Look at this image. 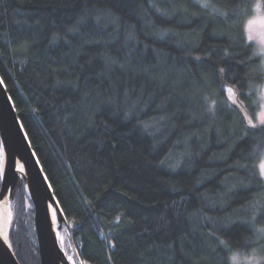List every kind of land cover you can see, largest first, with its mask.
I'll return each instance as SVG.
<instances>
[{"label": "trees", "instance_id": "obj_1", "mask_svg": "<svg viewBox=\"0 0 264 264\" xmlns=\"http://www.w3.org/2000/svg\"><path fill=\"white\" fill-rule=\"evenodd\" d=\"M254 2L0 0V77L76 264L264 254V153L241 139L244 113L224 90L258 112L264 55L245 31ZM10 205L16 259L41 264L22 184Z\"/></svg>", "mask_w": 264, "mask_h": 264}, {"label": "water", "instance_id": "obj_2", "mask_svg": "<svg viewBox=\"0 0 264 264\" xmlns=\"http://www.w3.org/2000/svg\"><path fill=\"white\" fill-rule=\"evenodd\" d=\"M9 94L5 85H0V143L5 147L8 152L7 157V174L12 175L14 169L11 167L12 154L22 153L23 158L17 156V160L25 164L28 178L23 177L22 180H17L15 185L12 183L7 184V191L0 194V202L5 198L11 196L18 186L22 184L29 196L34 210V228L37 237L38 250L40 255L41 264H54L56 259L55 253L59 252L60 255H65L61 247L57 243L52 225L50 223L49 208L46 211V204L51 203L49 196L53 195L52 191L48 190L47 183L44 180L45 174L42 171L40 163L30 145L28 138H25V131L21 128V122L15 110L12 100H9ZM17 177H22L16 171ZM5 182L0 181V188L4 187ZM11 206V205H10ZM54 208L56 205L53 204ZM58 214V212H57ZM51 225V227H50ZM9 240V234H8ZM10 249L0 240V264H20L16 259L11 243L9 240ZM67 264H70L67 261Z\"/></svg>", "mask_w": 264, "mask_h": 264}, {"label": "snow or ice", "instance_id": "obj_3", "mask_svg": "<svg viewBox=\"0 0 264 264\" xmlns=\"http://www.w3.org/2000/svg\"><path fill=\"white\" fill-rule=\"evenodd\" d=\"M236 7L239 8L240 3H237ZM247 8H248L249 12L252 11V5H248ZM255 9L256 10L264 9V2L257 3L255 5ZM255 23H259V24H261V26H264V17H261L259 20H253V19L248 20L249 26H251ZM247 39H248V41H253L254 37L252 35H249L247 37ZM259 54L264 55V39L261 40V48H260ZM196 59L199 60L200 58L197 57ZM219 71L221 73H223L224 69L221 68V69H219ZM3 84H4V79H3V77H0V85H3ZM224 90L227 92H234V89L232 87H227ZM240 95L242 97H244L245 93L240 92ZM8 99L11 100L12 98L9 97ZM232 103L235 104V101H232ZM209 110H212L211 107ZM256 120H258V123L256 122ZM241 122L245 123V131H244L243 136H241V139H244L246 137L253 139L255 141V145H254V149H253V155L254 156H260L261 153H264V111H261L258 114H255L254 116L248 115L247 113H244ZM141 123H143V122H141ZM150 127H151L150 124L143 123L144 131L149 132V134H152L150 132ZM21 128H23V125H21ZM250 134H251V136H250ZM25 138L27 139V133H25ZM33 155H35V153H33ZM17 156H20L21 158H23L22 153H13L12 154L11 167L14 169V171H13L12 175L9 176L7 174L8 165L6 162L7 157H8V152L5 150L4 145L2 143H0V181L5 182L4 187L0 188V194H2L3 191L8 190L7 189L8 183H12L13 185H15L17 180L23 179V177H17L16 171L24 172L25 171V164L27 163V161L25 160L24 163H18ZM37 163H39V161H37ZM161 163L163 164L164 161L162 160ZM179 164H180V161L178 160L175 165H172V167H174V168L178 167ZM240 167H246V165H240ZM258 169H259L258 174H259L260 179L264 180V157L261 158L260 163L258 165ZM44 180L47 183L48 190L54 191L52 189V184L50 182H48L47 176L44 177ZM49 200L51 201V203L46 204V211H47V208H50L53 206V204H55L56 208L54 209V211L52 213L53 217H55L57 215V212L60 210L59 209V201L55 199L54 194L49 196ZM253 219H255V217ZM50 227H51V225H50ZM260 231H264V229H261ZM101 235H103V234L101 233ZM219 244L223 246V249H227L228 251L232 250L230 248L228 242H226L225 240H220ZM110 247L114 248L115 244H110ZM169 247H171V245H169ZM62 250H63V247L61 244V251ZM55 256H56V259L54 260V264H67V261H71L73 259L71 256H67L66 254L60 255L59 252L55 253ZM225 259H227V257ZM232 261H233V264H235V255H233Z\"/></svg>", "mask_w": 264, "mask_h": 264}, {"label": "rangeland", "instance_id": "obj_4", "mask_svg": "<svg viewBox=\"0 0 264 264\" xmlns=\"http://www.w3.org/2000/svg\"><path fill=\"white\" fill-rule=\"evenodd\" d=\"M262 2H264V0H255L254 6H253V15L248 20L250 19L259 20L261 17H264V9H260V10L255 9V5L257 3H262ZM248 20L245 25L246 37H248L249 35H252L254 37L253 41H248V42L253 44V46L257 49V51L260 52L261 40L264 39V26H261V24L259 23H255L249 26ZM228 95H229V100L231 104L234 105L237 109H239V111H241L242 113H246L245 109L243 108V105L241 104V102L239 101L237 97L235 90L234 92H228ZM232 101H235V104H233ZM259 102H260V106L256 114H258L261 111H264V85H263L262 91L259 94ZM256 122L258 123V120H256ZM57 230H58V224H57ZM61 242H62L63 250L66 249L68 255L73 258L72 247L70 244H68V242L66 241V238L62 236ZM233 255H235V264H264V254H254L251 256H246V255H240V254L234 253ZM233 255L231 256V259H230L231 264H233V261H232ZM73 262L74 264H76L74 259H73Z\"/></svg>", "mask_w": 264, "mask_h": 264}, {"label": "bare ground", "instance_id": "obj_5", "mask_svg": "<svg viewBox=\"0 0 264 264\" xmlns=\"http://www.w3.org/2000/svg\"><path fill=\"white\" fill-rule=\"evenodd\" d=\"M18 163H21V162L18 161ZM18 173L20 174V176L24 177L25 179L28 178L26 166H25L24 172L18 171ZM54 209H55L54 206L49 208L50 223L52 225L54 237H55L57 243L59 244V246L61 247L62 235L57 230V215L55 217H53V215H52ZM12 219H13V214H12V210H11V206H10L9 197H7L3 201L0 202V240L7 246L8 249H10L8 234H9V230L11 227ZM63 252H64V254L69 256L66 249H64ZM68 262L70 264H74L73 259L71 261H68Z\"/></svg>", "mask_w": 264, "mask_h": 264}]
</instances>
